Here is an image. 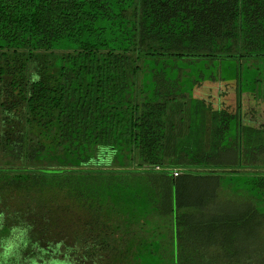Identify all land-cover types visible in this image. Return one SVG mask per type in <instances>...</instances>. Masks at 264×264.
Wrapping results in <instances>:
<instances>
[{
    "label": "trees",
    "instance_id": "16d2710c",
    "mask_svg": "<svg viewBox=\"0 0 264 264\" xmlns=\"http://www.w3.org/2000/svg\"><path fill=\"white\" fill-rule=\"evenodd\" d=\"M255 67L264 0H0V242L22 220L33 257L264 264V143L243 161L245 133L264 135ZM206 81L235 83V105L195 95Z\"/></svg>",
    "mask_w": 264,
    "mask_h": 264
},
{
    "label": "rangeland",
    "instance_id": "374dc122",
    "mask_svg": "<svg viewBox=\"0 0 264 264\" xmlns=\"http://www.w3.org/2000/svg\"><path fill=\"white\" fill-rule=\"evenodd\" d=\"M256 60V59H252ZM250 60V61H252ZM247 61V62H250ZM255 68H249L246 71H244V76H248V82L250 84L247 85L249 88H253L254 85H256L258 89L261 90L263 98H264V73L259 75V80L255 79V75L258 74V70ZM256 80L255 82H253ZM226 82V81H225ZM224 81L217 82H211L206 81L202 86L196 88L195 95L202 98H207V102L214 105L215 108H223V105L226 106L227 103H229L232 106L235 105V99H236V85L235 83H225ZM228 82V81H227ZM232 82V81H230ZM211 90H215L212 94L210 93ZM252 91V90H251ZM207 93H210V97ZM252 94L250 92H246L243 95V102L246 100V116L248 118V121L250 122H258V124H261L263 122L262 113H263V104L262 102L257 103L254 100L253 96H248L245 99V95ZM207 95V96H206ZM257 103V104H255ZM229 105V107H230ZM244 117V116H243ZM203 127H202V146L200 153L204 155L205 153H212L213 152V146L218 142V138L216 135L217 132V120L216 116H214L212 113L204 112L203 115ZM244 123L250 124L246 121V118L244 117ZM246 137L244 140V152H243V161L245 163L249 162H255L257 161L256 157V151L257 146L263 145L264 143V135L263 132H254L249 134L248 132L245 133ZM245 175V174H244ZM248 175V174H246ZM224 199H222L221 203L232 204L235 202V200L240 201L238 198L236 199L234 196L225 195L223 196ZM162 223H168L167 221H162ZM28 227L29 225L26 223H22L21 221L16 222H10V233L5 237L4 240L0 242V248L3 258L7 259L10 264H74V262H62L58 259H55L50 257V255H53L54 252H56V247L59 246L60 243H44V244H35V251L36 254L34 257L32 256V252L29 248H26L25 241L28 239ZM162 230H166V228L163 227ZM57 244V245H55ZM25 248V249H24ZM27 250V251H25ZM0 257V259H3ZM35 258H41L40 260H35ZM44 259V261H42Z\"/></svg>",
    "mask_w": 264,
    "mask_h": 264
},
{
    "label": "built area",
    "instance_id": "2783aa9c",
    "mask_svg": "<svg viewBox=\"0 0 264 264\" xmlns=\"http://www.w3.org/2000/svg\"><path fill=\"white\" fill-rule=\"evenodd\" d=\"M175 174H176V175H178L179 173H178V172H176Z\"/></svg>",
    "mask_w": 264,
    "mask_h": 264
}]
</instances>
